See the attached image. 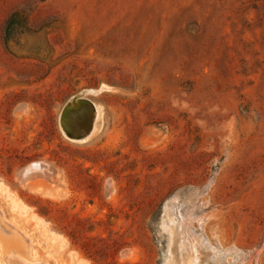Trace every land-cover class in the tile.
<instances>
[{
    "label": "rangeland",
    "instance_id": "obj_1",
    "mask_svg": "<svg viewBox=\"0 0 264 264\" xmlns=\"http://www.w3.org/2000/svg\"><path fill=\"white\" fill-rule=\"evenodd\" d=\"M193 239L264 264V0H0V264H167Z\"/></svg>",
    "mask_w": 264,
    "mask_h": 264
},
{
    "label": "bare ground",
    "instance_id": "obj_2",
    "mask_svg": "<svg viewBox=\"0 0 264 264\" xmlns=\"http://www.w3.org/2000/svg\"><path fill=\"white\" fill-rule=\"evenodd\" d=\"M91 111V114H95V110L92 108H88V105L86 102H83L78 99H73L70 101V104L64 109L61 115V124H63V120L66 119L67 122H73L74 124L80 126L82 124H85V121L90 118L91 115L89 113ZM91 115V116H90ZM92 121L94 122V117H92ZM62 128L67 135V132L64 129V126L62 125ZM35 167L33 169L28 170L25 173L24 177H20L19 180L22 184H27L31 188H35V183L31 182L33 177H37V175L45 174L47 172H50L51 167L48 163L40 162L38 164L39 167H37V164H34ZM175 199L170 200L167 203V209L169 216L171 217L174 214L175 210ZM175 240H172L171 247L169 249V256H168V262L167 264H202L203 257L202 250L198 249L197 243L198 241L193 240H187L185 243L186 246L184 251H180L179 253H176V251L173 249ZM183 244V242H182ZM2 246L0 241V252H1ZM3 264H42L36 260H31L28 258H25L23 255L11 251L6 256H4ZM214 264H224V262H221L220 259H216Z\"/></svg>",
    "mask_w": 264,
    "mask_h": 264
},
{
    "label": "water",
    "instance_id": "obj_3",
    "mask_svg": "<svg viewBox=\"0 0 264 264\" xmlns=\"http://www.w3.org/2000/svg\"><path fill=\"white\" fill-rule=\"evenodd\" d=\"M83 101L82 99H78ZM70 104V102L67 104V106ZM66 106V107H67ZM65 131L67 132V137L71 140H75V141H81L86 139L92 132L93 129V121H92V117L88 118L85 121V124H82L80 126L74 124L73 122H67L66 119L63 120V124ZM40 162H34L31 164H28L27 166H25L20 172H19V178L20 177H24L25 173L28 170L33 169V167H35L34 164H37L36 166H38Z\"/></svg>",
    "mask_w": 264,
    "mask_h": 264
}]
</instances>
